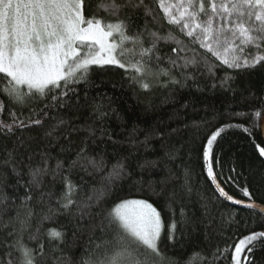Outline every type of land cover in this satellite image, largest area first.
I'll return each mask as SVG.
<instances>
[{
  "label": "trees",
  "instance_id": "trees-1",
  "mask_svg": "<svg viewBox=\"0 0 264 264\" xmlns=\"http://www.w3.org/2000/svg\"><path fill=\"white\" fill-rule=\"evenodd\" d=\"M148 2L163 23V12L156 0ZM96 3L92 0L93 11ZM133 19L143 26L142 16ZM149 27H155L150 18ZM162 48L167 50L163 44ZM180 71L195 79L184 83L176 71L181 84L165 86L149 80L150 87L143 89L129 79L133 72L117 66H92L90 83L76 85L77 97L72 100L71 110H52L43 127L29 125L9 136L0 134V195L8 197L7 205H0V259L4 264L9 260L18 264L20 253L7 246L18 239L37 249V253V245L44 244L43 256H37L36 264H81L86 251L93 259H104L111 255L112 245H96L112 239L113 233L106 227L102 232L101 228L107 224L108 211L124 199H146L161 212L165 225L161 251L166 257L179 260L180 264H235L239 239L264 232L263 214L230 203L241 200L244 205L254 202L264 207V156L257 147H264L260 129L264 114V62L243 71L217 67L214 77L203 67ZM226 74L232 79L222 85ZM167 79L160 77L162 82ZM0 99L6 101V97ZM93 103L105 106L107 115L103 119L93 114ZM10 111L22 119L28 113L26 108L21 115L19 109L6 102L0 120L11 122ZM58 117L71 120L73 127L95 129V136L88 139V154L97 160L103 157L105 167H89L87 173L79 167L69 169V162L77 158L81 141L88 134L78 131L59 140L46 137L45 131ZM220 129L223 131L210 151L215 182L207 172L205 153L208 139ZM45 158L50 172L56 169L57 161H63L64 170L55 179L51 174L45 176L39 188L33 186V198L27 208H22L20 197L25 188L17 181L27 184L29 170L43 167ZM118 163L124 165L126 175L110 186L104 200L95 204V194L109 188L106 178ZM13 167L19 176L13 173ZM65 176L75 186V203L68 210L58 203L66 191ZM220 187L233 200L221 195ZM243 188L249 190L251 200L243 194ZM90 196L93 201H89ZM86 203L93 204L91 209L84 208ZM29 209L32 216L20 231L14 218L19 211L24 219ZM81 209L90 215L81 219ZM172 222L176 230L169 240L168 225ZM50 229L61 231L63 242L51 239ZM253 243L250 253L247 248L241 253L240 264H264V237Z\"/></svg>",
  "mask_w": 264,
  "mask_h": 264
},
{
  "label": "snow or ice",
  "instance_id": "snow-or-ice-1",
  "mask_svg": "<svg viewBox=\"0 0 264 264\" xmlns=\"http://www.w3.org/2000/svg\"><path fill=\"white\" fill-rule=\"evenodd\" d=\"M156 2L163 12V23L148 0H97L95 11L92 10V0H0V74H4L0 76V96L6 97V101L0 99V114L6 102L19 109L21 115L24 109H28L23 119L15 111H10L11 122L0 120V134L9 136L29 125L43 127L45 118L52 110H71L74 107L72 100L77 97L76 85L90 83L94 65H113L133 72L129 76L132 83L148 89L149 80L165 86L166 83L181 84L176 71L184 83L195 79L191 74L180 71L189 67H203L214 77L217 67L243 71L264 62V0ZM100 12L104 16L99 15ZM136 16L144 18L143 26L133 19ZM149 18L154 28L149 27ZM165 63L167 67L162 66ZM161 76L167 77V81L162 82ZM230 79L232 77L226 74L221 84L227 85ZM104 107L103 104L91 105L98 119L107 115ZM256 115L259 116V113ZM55 121L45 131V136L53 140H59L61 136L68 139L78 131L88 134L81 141L77 158L69 162V169L79 167L87 173L89 167L101 170L106 166L103 157L97 160L88 154V139L95 136V129L83 125L73 127L72 121L63 117L55 118ZM222 131L220 129L213 133L207 142L209 151L205 156L209 159V175L213 179L216 178L211 167L214 158L210 156V151L213 141ZM257 147L259 154L264 156V147ZM8 155L11 158V153ZM43 163V167L38 165L29 170L27 184L17 181L25 188L24 195L20 197L22 208H27L32 200L33 186L39 188L45 176L51 174L55 179L64 170L63 161H57L56 169L51 172L46 158ZM12 171L20 175L15 167ZM125 175L122 163L113 166V171L106 178L109 188L100 189L95 194L94 203L99 204L104 200L111 190L110 186ZM64 180L66 191L58 203L68 210L75 203L72 199L75 186L67 176ZM219 191L228 200H233L222 187ZM242 192L251 200L247 188H243ZM88 199L93 201L92 196ZM7 200L6 194L0 195V205L6 206ZM235 203L244 202L235 200ZM92 206V203H86L84 208L91 209ZM245 206L249 209L259 207L254 202ZM260 211L264 212V208ZM86 214L90 215L81 209V219ZM31 216V209L24 219L17 212L14 219L20 224V231H23L26 220ZM106 219L107 224L101 231L104 232L106 227L113 233L112 239L102 241L96 247L100 248L104 243L112 245L111 255L97 260L86 251L81 264H180L179 260L162 253L164 221L161 212L148 200L124 199L108 211ZM175 230V222L170 223L167 233L169 240L173 239ZM48 235L53 240L63 242L64 234L61 231L50 229ZM262 237L264 232H257L239 239L235 246V264H240L238 258L241 253L246 248L250 253L255 247L253 242ZM7 246L20 253L18 264H36L37 256H43L44 252L42 242L37 245L38 253L37 249L24 245L22 239ZM195 256L203 259L199 253ZM0 264H4L2 259ZM7 264H12V261L9 260Z\"/></svg>",
  "mask_w": 264,
  "mask_h": 264
},
{
  "label": "water",
  "instance_id": "water-1",
  "mask_svg": "<svg viewBox=\"0 0 264 264\" xmlns=\"http://www.w3.org/2000/svg\"><path fill=\"white\" fill-rule=\"evenodd\" d=\"M260 129H261V134H262V138H263V141H264V114H263V117H262L261 128ZM230 203L232 205H234V206L239 207V208L249 209L244 204H237V203H234V202H230ZM258 206H259L258 208H256V209H250V210L257 211V212H259V213H261V214L264 215V212L260 211V209L261 208H264V207L263 206H260V205H258Z\"/></svg>",
  "mask_w": 264,
  "mask_h": 264
},
{
  "label": "rangeland",
  "instance_id": "rangeland-1",
  "mask_svg": "<svg viewBox=\"0 0 264 264\" xmlns=\"http://www.w3.org/2000/svg\"><path fill=\"white\" fill-rule=\"evenodd\" d=\"M95 66V65H94ZM105 66H113V65H105ZM4 75V74H3ZM209 151V149H208V147H207V150H206V152H208ZM206 165H207V172H208V174H209V166H210V163H209V159L206 157ZM213 171V170H212ZM214 173V172H213ZM212 179H213V176H211V175H209ZM213 180H215V182H217V180H216V178L215 179H213Z\"/></svg>",
  "mask_w": 264,
  "mask_h": 264
},
{
  "label": "bare ground",
  "instance_id": "bare-ground-1",
  "mask_svg": "<svg viewBox=\"0 0 264 264\" xmlns=\"http://www.w3.org/2000/svg\"><path fill=\"white\" fill-rule=\"evenodd\" d=\"M261 214V213H260Z\"/></svg>",
  "mask_w": 264,
  "mask_h": 264
}]
</instances>
